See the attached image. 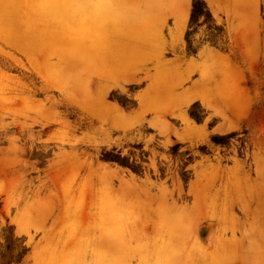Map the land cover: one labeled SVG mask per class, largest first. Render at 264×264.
Instances as JSON below:
<instances>
[{"label": "rangeland", "instance_id": "374dc122", "mask_svg": "<svg viewBox=\"0 0 264 264\" xmlns=\"http://www.w3.org/2000/svg\"><path fill=\"white\" fill-rule=\"evenodd\" d=\"M206 2L227 43L203 28L194 55L192 0H0V241L26 239L22 264H264V0Z\"/></svg>", "mask_w": 264, "mask_h": 264}, {"label": "trees", "instance_id": "16d2710c", "mask_svg": "<svg viewBox=\"0 0 264 264\" xmlns=\"http://www.w3.org/2000/svg\"><path fill=\"white\" fill-rule=\"evenodd\" d=\"M203 28H205V37L212 46L219 48L222 43H227L225 26L218 23L206 0H192V10L185 37L190 54H198L194 45V37ZM195 106L193 105L190 109V115L200 120L201 117L195 112ZM104 159L137 171L116 149L107 152ZM29 252L30 247L26 244V239L18 237L12 229H9L6 231L4 240L0 241V264H22Z\"/></svg>", "mask_w": 264, "mask_h": 264}]
</instances>
